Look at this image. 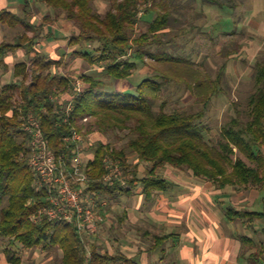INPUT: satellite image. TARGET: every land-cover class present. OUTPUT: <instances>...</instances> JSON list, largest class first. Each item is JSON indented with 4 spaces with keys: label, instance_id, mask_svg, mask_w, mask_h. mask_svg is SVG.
I'll list each match as a JSON object with an SVG mask.
<instances>
[{
    "label": "trees",
    "instance_id": "16d2710c",
    "mask_svg": "<svg viewBox=\"0 0 264 264\" xmlns=\"http://www.w3.org/2000/svg\"><path fill=\"white\" fill-rule=\"evenodd\" d=\"M31 1L56 15L64 13L75 25L77 32L68 38L69 46L87 45L86 50H73L94 70L80 76L82 88L77 79L54 71L60 60L37 46L44 23L31 21ZM205 1L218 4V0ZM23 3V15L6 7L0 9V25L25 27L13 40L0 43V63L5 64V57L19 49L29 57L16 61L15 81L4 84L0 91V238L29 249L48 251L57 247L62 251L59 264L129 261L118 253L104 251L98 239L81 235L72 223L49 217V190L39 187V177L29 166L32 134L26 126L33 118L39 121L49 147L58 157L65 155L69 164L76 143L64 138L74 131L84 137L96 131L127 134L129 139L121 149L104 140L91 144L92 156L85 164L88 180L86 185L75 184L85 195L94 196L96 208L104 216L102 201L110 202L117 194L130 192L136 181L149 198L168 191L173 183L158 172L168 165L212 181L220 189L255 188L264 203V60L255 65V87L248 99L247 115L235 103L236 113L225 122L220 137L212 140L204 118L212 98L222 90L225 68L214 78L201 68L204 64L198 67L194 61L164 49L152 51L153 45L163 46L161 36L172 20L167 0H153L144 12L139 0H114L104 14L97 10L95 0ZM141 13L156 16L148 31L137 35ZM45 20H52V14ZM91 44H96L93 50ZM148 58L160 65H152V72L133 92L108 91L107 78L128 79L141 63L147 64ZM172 85L184 86L185 92L194 97L189 109L166 110L165 94ZM132 157L138 161L132 162ZM107 158L116 161L122 171L113 185L105 181L111 172ZM141 162L150 164L142 178L138 176ZM226 214L230 220L264 219V210L229 207ZM243 241L251 240L243 237ZM4 250L10 263L22 264V257L9 246Z\"/></svg>",
    "mask_w": 264,
    "mask_h": 264
},
{
    "label": "rangeland",
    "instance_id": "374dc122",
    "mask_svg": "<svg viewBox=\"0 0 264 264\" xmlns=\"http://www.w3.org/2000/svg\"><path fill=\"white\" fill-rule=\"evenodd\" d=\"M152 1L139 0L143 12ZM113 2L114 0H95V6L100 13L104 14ZM167 2L172 11V20L161 36L164 41L163 46L153 45L152 51L164 49L194 61L198 67L204 64L201 68L206 72L209 71L207 74L214 78L222 67L225 68L221 81L222 90L212 98L204 118V122L211 128L209 136L212 140H216L220 137L225 122L236 113L235 108L238 107L244 116L247 115L248 99L255 87L253 78L255 65L264 60V0H218V4L205 0H167ZM23 4V0H0V9L6 7L23 15ZM30 4V14L33 15L31 19L37 17L39 23H44L37 46L43 47L52 58L60 60V64L54 67V71L75 78L78 83H82L80 76L84 73H92L94 70L88 62L73 54L75 49L86 50L87 45L74 47L68 44V38L77 32L75 25L66 18L64 13L56 15L53 10L35 1H31ZM142 13V20L136 31L137 35L148 31L150 21L156 16V13L150 15ZM51 14L52 20L46 21L45 17ZM24 30L23 26L13 28L0 25V43L13 40ZM32 34L33 32L29 33V35ZM90 46L93 50L96 44ZM23 51L19 49L14 52V61L19 60L20 53ZM59 52L60 55H58ZM24 57L29 60L27 55ZM140 65V69L128 79L115 81L107 78L108 91L129 90L133 92L136 86L148 77V73L152 72V65L156 67L160 64L148 58L147 64L141 63ZM15 79L13 66L0 63V91L4 84L15 81ZM83 86L82 83L81 88ZM165 96L168 98L166 110L169 112L176 109H189L194 103V97L185 92L184 86L176 88L172 85ZM67 97L68 94L65 95V99ZM235 103L238 104L237 107ZM128 139L125 133L104 135L98 131L83 136L82 145L85 158L87 160L92 156L89 147L98 140L111 142L121 149ZM130 159L132 162L137 161V158ZM149 166V163L141 162L139 177L146 175ZM165 171L164 169L158 172L164 176ZM169 172L167 171L168 174ZM112 227L113 225L106 231L107 240L116 235ZM104 240H98L102 246ZM6 246L22 257V264H59L62 257V251L57 247L48 251L40 248L29 249L19 243L13 245L8 239L0 238V264H12L6 260L7 256L5 257L4 248ZM156 254L163 257L162 247L158 248Z\"/></svg>",
    "mask_w": 264,
    "mask_h": 264
},
{
    "label": "crops",
    "instance_id": "0c3cea01",
    "mask_svg": "<svg viewBox=\"0 0 264 264\" xmlns=\"http://www.w3.org/2000/svg\"><path fill=\"white\" fill-rule=\"evenodd\" d=\"M20 54L19 60L25 59V52ZM14 56L9 53L5 64L14 66ZM165 170L164 177L173 183L168 191L149 198L136 181L130 192L104 200L106 220L91 235L105 239L106 251L129 260L112 264H264V219L230 220L226 214L229 207L263 211L259 190L220 189L170 165ZM112 225L116 235L107 240ZM243 237L251 241L244 243ZM160 247L162 258L156 254Z\"/></svg>",
    "mask_w": 264,
    "mask_h": 264
},
{
    "label": "built area",
    "instance_id": "2783aa9c",
    "mask_svg": "<svg viewBox=\"0 0 264 264\" xmlns=\"http://www.w3.org/2000/svg\"><path fill=\"white\" fill-rule=\"evenodd\" d=\"M81 85L82 83H78V86ZM70 109L68 106L67 110ZM26 130L32 134L29 166L39 177V187L49 190L50 207L46 209L49 217L72 223L81 235L96 233L106 217L96 208L93 195H85L75 187L77 183L86 185L88 180L82 133L74 131L64 138L66 142L76 143L69 164L65 155L58 157L49 147L39 121L33 118ZM106 162L111 172L105 177V181L113 185L121 177L122 171L111 158H107ZM101 204L105 207L107 201H102Z\"/></svg>",
    "mask_w": 264,
    "mask_h": 264
}]
</instances>
